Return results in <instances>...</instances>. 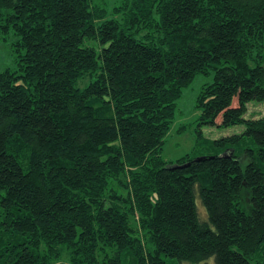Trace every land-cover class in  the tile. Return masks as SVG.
<instances>
[{
	"label": "trees",
	"instance_id": "obj_1",
	"mask_svg": "<svg viewBox=\"0 0 264 264\" xmlns=\"http://www.w3.org/2000/svg\"><path fill=\"white\" fill-rule=\"evenodd\" d=\"M115 13L0 0L19 37L0 72V264H264V117H244L264 102V0ZM212 70L200 128L244 129L166 160L183 88Z\"/></svg>",
	"mask_w": 264,
	"mask_h": 264
},
{
	"label": "rangeland",
	"instance_id": "obj_2",
	"mask_svg": "<svg viewBox=\"0 0 264 264\" xmlns=\"http://www.w3.org/2000/svg\"><path fill=\"white\" fill-rule=\"evenodd\" d=\"M106 8L109 18H121L122 14L115 13V7L122 4L123 0H93ZM19 37L13 32L5 34L0 31V72L6 68L16 69V59L13 46ZM95 43V41H94ZM214 80V71L209 74H198L187 87L183 88L181 97L177 101L175 119L167 133L165 143L162 149V155L166 160H177L186 154L207 155L217 153L220 148L211 146L209 141L220 139L224 136L233 135L242 132L243 124L228 127L199 126L200 108L197 107V99L202 86ZM89 78L81 81L80 85L87 84ZM245 118L264 117V102L252 100L248 102ZM201 131V137L200 133ZM204 141L201 143V141ZM198 144L200 146H198ZM251 145H255L253 142ZM200 155H197V157ZM243 164L248 162V157L242 159ZM198 207L204 206L198 201ZM204 215V213H202ZM180 264V263H177Z\"/></svg>",
	"mask_w": 264,
	"mask_h": 264
},
{
	"label": "water",
	"instance_id": "obj_3",
	"mask_svg": "<svg viewBox=\"0 0 264 264\" xmlns=\"http://www.w3.org/2000/svg\"><path fill=\"white\" fill-rule=\"evenodd\" d=\"M203 157H205V156H198V157H196V159H202Z\"/></svg>",
	"mask_w": 264,
	"mask_h": 264
}]
</instances>
